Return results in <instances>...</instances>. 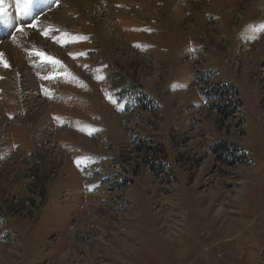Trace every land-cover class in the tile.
Here are the masks:
<instances>
[{
	"label": "rangeland",
	"instance_id": "obj_1",
	"mask_svg": "<svg viewBox=\"0 0 264 264\" xmlns=\"http://www.w3.org/2000/svg\"><path fill=\"white\" fill-rule=\"evenodd\" d=\"M98 5L4 0L0 264H264V0Z\"/></svg>",
	"mask_w": 264,
	"mask_h": 264
},
{
	"label": "bare ground",
	"instance_id": "obj_2",
	"mask_svg": "<svg viewBox=\"0 0 264 264\" xmlns=\"http://www.w3.org/2000/svg\"><path fill=\"white\" fill-rule=\"evenodd\" d=\"M85 1V3H88L89 5H91V6H89V7H93V5H94V3H96V4H99L98 6L99 7H103L104 6V3H106L107 4V11L105 12V14H106V16H108L106 19H107V22H109L110 21V18H109V16H111V9H110V5H109V0H63V2H65V4H67V2H69V3H75V5L77 6V5H79V4H82L83 2ZM51 2V1H50ZM74 5V4H73ZM23 6V5H22ZM70 9V8H69ZM101 12H102V10H101ZM53 16H55L54 18H55V21H58L59 23H61V28H62V30H74V29H72V26H70V25H73L74 24V22L73 21H71V18H69L68 17V15L67 14H65V16L64 15H61V18H59L58 16H57V14L55 13V12H53V13H51L49 16H47V17H44L43 18V20L42 21H49V20H52V17ZM12 17V16H11ZM10 19V18H9ZM14 19V18H13ZM21 19V18H20ZM19 19V20H20ZM7 20H8V18H7ZM12 20V19H11ZM90 20L91 21H93V18L91 19L90 18ZM53 24H55V23H53ZM107 24V23H106ZM16 25V24H15ZM12 26V28H13V25H11ZM30 30V29H29ZM29 35V36H28ZM26 34V32H23V33H21V34H18L17 36H16V40L18 41L17 43H21V48H19L18 50L17 49H15V48H13L12 47V43H10V44H7V43H4L3 45H1L0 46V52L1 51H5L6 53H8L15 61L14 62H16V64H17V67H18V71H19V73H21L22 75V86H23V90H24V93L25 92H28L29 93V95H33V94H35V92L37 91L36 90V88H37V86L38 85H43V84H41L40 82H42L43 83V81H40V80H35V76H37L38 74L37 73H35V72H33L32 71V68L31 67H29V62H33L35 59H34V57L32 56V54H33V52H32V48H31V45L32 44H34L37 40L38 41H42L39 37L37 38V36L35 35V32L34 33H29V34ZM26 36H28V38L29 37H31V38H29V40L27 41L26 40ZM11 40V39H10ZM16 40H14L13 41V43L16 41ZM37 41V42H38ZM11 42V41H10ZM45 48V47H44ZM46 48L51 52V53H55L56 52V54L58 53H60V51H58L57 50V48L51 43V42H49V43H46ZM32 53V54H30V53ZM49 53V52H48ZM35 55V54H34ZM9 57V56H8ZM10 57V58H11ZM28 57H29V59L30 60H28ZM38 57V56H37ZM39 58V57H38ZM12 59V60H13ZM29 61H27V60ZM37 63V62H36ZM4 85H6L7 86V83L6 84H4ZM16 86V85H15ZM19 87V86H18ZM13 90V89H12ZM39 90V89H38ZM14 92H15V90H14ZM31 102L33 103L34 102V104L36 105H39L40 107H39V114H37V115H39V117L40 118H44L45 116H46V109L42 106V100H39V99H34V97L33 96H31ZM45 119V118H44ZM2 121V120H1ZM0 121V123H2ZM46 121H47V119H46ZM4 122H5V120H4ZM3 122V123H4ZM6 123V122H5ZM4 123V124H5ZM47 123V122H46ZM46 123H45V126H47L46 125ZM3 124V127H2V130L0 131V134H2V133H4V137H5V135H7V129H6V127H5V125ZM1 126V125H0ZM3 137V138H4ZM1 141H3V142H5L6 140L5 139H2ZM2 145H4V143H1Z\"/></svg>",
	"mask_w": 264,
	"mask_h": 264
},
{
	"label": "snow or ice",
	"instance_id": "obj_3",
	"mask_svg": "<svg viewBox=\"0 0 264 264\" xmlns=\"http://www.w3.org/2000/svg\"><path fill=\"white\" fill-rule=\"evenodd\" d=\"M3 5H4V0H0V17L6 15V11H5ZM0 62H2V61H0Z\"/></svg>",
	"mask_w": 264,
	"mask_h": 264
}]
</instances>
